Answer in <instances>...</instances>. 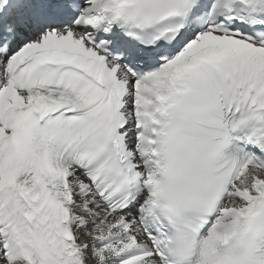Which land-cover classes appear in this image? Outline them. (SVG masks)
Returning <instances> with one entry per match:
<instances>
[{"label":"snow or ice","instance_id":"snow-or-ice-1","mask_svg":"<svg viewBox=\"0 0 264 264\" xmlns=\"http://www.w3.org/2000/svg\"><path fill=\"white\" fill-rule=\"evenodd\" d=\"M0 264H264V0H0Z\"/></svg>","mask_w":264,"mask_h":264}]
</instances>
